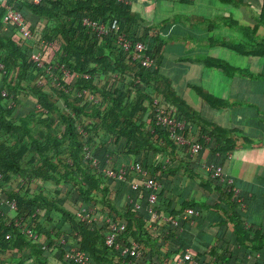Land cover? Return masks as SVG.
Listing matches in <instances>:
<instances>
[{
    "label": "trees",
    "instance_id": "trees-1",
    "mask_svg": "<svg viewBox=\"0 0 264 264\" xmlns=\"http://www.w3.org/2000/svg\"><path fill=\"white\" fill-rule=\"evenodd\" d=\"M130 1L0 0V264H76L65 257L71 247L87 252L93 264H178L187 253L192 258L183 264H264V226L248 224L247 198L243 206L232 185L197 165L202 150L195 156L190 146L179 145L156 113L160 108L186 121L183 133L194 141L213 138L211 160L236 146L234 140L223 143L230 134L253 142L242 131L203 119L175 93L158 70L163 41L138 24ZM9 6L24 15L31 39L4 23ZM85 18L107 23L109 34L95 33ZM257 22L248 36L256 44L237 40L243 53L264 54V35L263 43L254 40L264 26V4ZM123 35L143 42L155 66H143L134 47L125 51ZM32 52L41 53L43 66ZM57 63L71 71L59 73L60 84L47 73ZM205 94L216 106L226 104ZM136 164L160 184L154 203ZM122 169L125 179L107 175ZM214 192L218 199L211 203ZM8 199L16 210L3 204ZM88 207L96 218L81 221L77 214ZM210 210L219 227L208 246L192 244L174 226L198 222ZM109 218L125 225L118 242L137 243L139 256L106 245ZM27 228L37 237H29Z\"/></svg>",
    "mask_w": 264,
    "mask_h": 264
},
{
    "label": "crops",
    "instance_id": "crops-1",
    "mask_svg": "<svg viewBox=\"0 0 264 264\" xmlns=\"http://www.w3.org/2000/svg\"><path fill=\"white\" fill-rule=\"evenodd\" d=\"M263 4L264 0H132L131 6L138 24L163 41L158 70L175 93L203 119L242 131L253 142L230 134L223 143L234 140L236 146L211 160L209 147L215 140L206 135L195 159L202 168L204 163L222 164L247 198L248 224L258 227L264 226V95L258 93L264 90V54L243 53L236 43L245 39L248 45L256 44L248 36L255 31ZM259 31L260 38L254 40L263 43L264 26ZM227 63L235 70L226 69ZM206 92L226 104L214 105ZM208 197L214 203L218 194ZM213 212H204L199 223L180 220L174 226L192 244L208 246L219 227Z\"/></svg>",
    "mask_w": 264,
    "mask_h": 264
},
{
    "label": "built area",
    "instance_id": "built-area-1",
    "mask_svg": "<svg viewBox=\"0 0 264 264\" xmlns=\"http://www.w3.org/2000/svg\"><path fill=\"white\" fill-rule=\"evenodd\" d=\"M40 0H35V2H39ZM120 3H130V0H116ZM4 23L6 24H14L18 27L20 30V33L23 35V37L27 39H31L33 36L32 29L28 27L27 21L22 14V12L15 8L14 6H9L8 10L4 16ZM84 25L91 28L92 31L95 33L101 35L109 34L110 29L107 25V23L104 22H97L94 20H91L89 18H85L83 21ZM119 44L123 47L125 51H129L132 47H134L137 51L140 52L139 59L143 66L149 68L154 67L155 63L154 60L145 53V44L143 42H137L133 43L131 40H129L125 35L119 37ZM31 59L36 62L39 66H43L42 64V56L40 52H32L31 53ZM2 67V65H0ZM58 72V73H57ZM47 73L49 77L51 78L52 82L55 84L61 83L60 74L65 76H70L71 71L64 65V64H55L50 65L47 68ZM84 78H89V75H84ZM84 93H88L86 90L83 91ZM4 95H7L6 92H4ZM158 103V101H156ZM157 122L158 124L165 127L170 134V137L174 139L179 145L181 146H190L191 147V153L193 155H196L203 149V144L197 141H194L193 138H188L183 133L185 129L187 128V122L179 120L177 117H175L172 112H167L163 109H158L156 113ZM80 129V128H79ZM82 132L83 130L80 129ZM88 157L92 158L90 152L87 155ZM96 164H98L97 159H93ZM204 169L208 172V174L211 176V178L218 179L221 182L227 183L229 185H232V191L235 194L237 202L241 203L243 206L244 198L243 195L240 194L239 188L234 186V180L229 177L227 174H225L224 168L221 163L211 162L208 164H203ZM135 168L140 171L143 174V186L147 188L149 191L148 193V201L149 203H154L157 200V191L160 188V184L154 180L153 178L149 177V174L144 171L140 164H136ZM107 175L110 177L118 176L120 179H125V171L122 169L118 174H116L113 171L108 170ZM3 172L0 170V181L3 180ZM138 184L134 183L133 188H137ZM5 206L9 207L10 209L16 210L17 209V203L15 200L8 199L6 202L3 203ZM136 207L138 209L141 208L140 204H136ZM1 211V208H0ZM149 213L153 215V217H156L157 214L153 208H149ZM193 209H188V214H193ZM77 216L81 221H92L95 219V212L94 209L91 207L83 208L81 209ZM18 223V221L16 222ZM109 224V232L106 236L105 242L106 245L109 247H114L116 249H122V254L125 255H131L133 257L139 256V246L137 243H133L132 247H122L123 245L118 242V239L120 237V234L125 230V225L118 223L116 220H112V218L108 219ZM25 232L28 234L29 237L36 238L37 233L32 228H27ZM10 237V234L7 236ZM65 257L76 263V264H93L92 259L87 252L83 250L76 249L74 247H71L65 252ZM192 258V255L190 253L185 254L183 257H180L178 259V264H183L187 260H190Z\"/></svg>",
    "mask_w": 264,
    "mask_h": 264
},
{
    "label": "rangeland",
    "instance_id": "rangeland-1",
    "mask_svg": "<svg viewBox=\"0 0 264 264\" xmlns=\"http://www.w3.org/2000/svg\"><path fill=\"white\" fill-rule=\"evenodd\" d=\"M228 64H229V63H227L226 69H232V70H235V68L229 66ZM237 73H239V72L237 71ZM262 77H264V75H262ZM262 91H263V92H260V90H258V93L260 94L259 96H261V97L264 95V90H262ZM258 93H257V94H258ZM61 105H64V102H63V101H61Z\"/></svg>",
    "mask_w": 264,
    "mask_h": 264
}]
</instances>
